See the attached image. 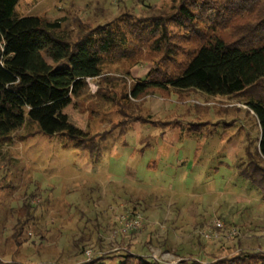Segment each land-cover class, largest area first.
Segmentation results:
<instances>
[{
    "label": "rangeland",
    "instance_id": "rangeland-1",
    "mask_svg": "<svg viewBox=\"0 0 264 264\" xmlns=\"http://www.w3.org/2000/svg\"><path fill=\"white\" fill-rule=\"evenodd\" d=\"M176 1L18 0L14 11L95 32L124 12L155 13ZM248 15L244 20L256 19L254 12ZM150 68L139 62L129 75L111 73L129 84ZM88 84L97 90L96 80ZM147 100L124 106L127 121L112 127L120 116L111 102L94 94L79 99L85 131L108 130L97 156L66 145L59 134L40 133L33 123L0 139V259L114 264L131 250L175 264L264 251V197L236 175L239 155L259 135L247 96L190 91L183 99L172 94ZM197 104L206 108L196 112ZM131 110L154 123L131 120ZM217 219L220 228L213 225ZM232 227L236 232L228 235ZM214 231L220 236L207 237Z\"/></svg>",
    "mask_w": 264,
    "mask_h": 264
},
{
    "label": "trees",
    "instance_id": "trees-1",
    "mask_svg": "<svg viewBox=\"0 0 264 264\" xmlns=\"http://www.w3.org/2000/svg\"><path fill=\"white\" fill-rule=\"evenodd\" d=\"M17 2L0 0V139L26 122L33 123L40 133L59 134L66 145L97 156L108 130L85 131L80 98L94 94L111 102L120 116L111 125L118 127L127 121L124 106H135L133 101L139 106L150 95L183 99L190 91L242 94L259 135L239 155L236 175L264 197V93L253 92L264 89V0H178L172 9L155 13L124 12L95 32L78 27L74 32L61 18L16 15ZM244 10L254 12L256 19L244 20L249 16ZM139 62L151 64L145 78L128 84L111 73L129 75L130 67ZM87 78L96 80V91L89 88ZM193 108L198 112L206 107ZM129 115L131 120L154 123L132 110ZM0 264L23 263L0 259ZM114 264L163 263L130 250ZM175 264H264V251L239 250L208 261L181 258Z\"/></svg>",
    "mask_w": 264,
    "mask_h": 264
},
{
    "label": "built area",
    "instance_id": "built-area-1",
    "mask_svg": "<svg viewBox=\"0 0 264 264\" xmlns=\"http://www.w3.org/2000/svg\"><path fill=\"white\" fill-rule=\"evenodd\" d=\"M87 80L89 81V78H87ZM95 90V88L93 89V91ZM213 225H214V227L215 228H220V227H222V222L220 221V220H214L213 221ZM236 232V228L235 227H232L231 229H229L228 231H227V234L228 235H231V234H233V233H235ZM208 234L207 233H205V236H207ZM218 236H220V233L218 232V231H214V232H212V233H210L209 234V236H207V237H213V238H216V237H218Z\"/></svg>",
    "mask_w": 264,
    "mask_h": 264
},
{
    "label": "crops",
    "instance_id": "crops-1",
    "mask_svg": "<svg viewBox=\"0 0 264 264\" xmlns=\"http://www.w3.org/2000/svg\"><path fill=\"white\" fill-rule=\"evenodd\" d=\"M232 144H233V142H230V143H229V145H231V146H232Z\"/></svg>",
    "mask_w": 264,
    "mask_h": 264
}]
</instances>
